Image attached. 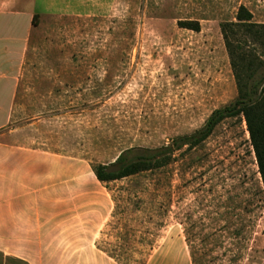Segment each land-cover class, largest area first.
I'll list each match as a JSON object with an SVG mask.
<instances>
[{
  "label": "rangeland",
  "instance_id": "1",
  "mask_svg": "<svg viewBox=\"0 0 264 264\" xmlns=\"http://www.w3.org/2000/svg\"><path fill=\"white\" fill-rule=\"evenodd\" d=\"M241 6L264 25V0H0L16 61V86H0V142L57 155L80 181L31 233L0 234V264H122L98 246L131 251L127 264H264V185L244 118L108 189L92 170L190 135L239 97L221 26Z\"/></svg>",
  "mask_w": 264,
  "mask_h": 264
},
{
  "label": "trees",
  "instance_id": "2",
  "mask_svg": "<svg viewBox=\"0 0 264 264\" xmlns=\"http://www.w3.org/2000/svg\"><path fill=\"white\" fill-rule=\"evenodd\" d=\"M36 19L38 16L33 20L35 26ZM253 20L252 12L241 6L237 22L221 26L231 67L239 82V97L231 105L215 111L201 129L178 137L167 146L157 149H129L121 153L112 164L92 167L99 183L108 189L111 183L163 170L176 161L179 152L202 146L223 122L244 118L264 185V63L258 58L259 52L264 51V25ZM179 25L188 30L200 31L198 22H180ZM125 235L132 237L129 232ZM98 248L109 258L122 264H127L133 257L129 250Z\"/></svg>",
  "mask_w": 264,
  "mask_h": 264
},
{
  "label": "crops",
  "instance_id": "3",
  "mask_svg": "<svg viewBox=\"0 0 264 264\" xmlns=\"http://www.w3.org/2000/svg\"><path fill=\"white\" fill-rule=\"evenodd\" d=\"M14 43V36H0V86H16ZM47 155L0 142V234L31 233L27 224L57 209L54 195L64 184L80 187L76 165ZM33 203L39 205L33 209Z\"/></svg>",
  "mask_w": 264,
  "mask_h": 264
}]
</instances>
